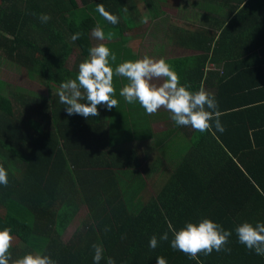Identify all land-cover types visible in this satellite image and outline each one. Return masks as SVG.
<instances>
[{"label": "trees", "instance_id": "1", "mask_svg": "<svg viewBox=\"0 0 264 264\" xmlns=\"http://www.w3.org/2000/svg\"><path fill=\"white\" fill-rule=\"evenodd\" d=\"M137 1L155 10L153 18L165 13L159 0H4L0 61L20 66L46 90H8L0 79V165L9 179L0 186V230L13 229L12 257L40 252L58 264H93L92 245L100 244V264L109 257L156 264L159 256L167 264H264L234 231L264 223V0H174L191 3L180 16L184 25L151 41L155 59L163 58L164 41L196 52L173 68L192 91L215 96L225 131L214 135L176 126L165 109L148 115L126 103L122 77H114L118 107L98 106L97 117L68 116L59 102V85L75 78L91 47L104 43L116 65L138 59L128 46L144 36ZM100 3L119 16L117 25L95 11ZM42 13L51 17L46 24ZM97 24L115 35L96 40ZM75 33L82 35L73 41ZM159 117L165 137L151 129ZM82 210L84 220L65 240ZM204 218L233 232L230 253L192 260L171 248L169 223L179 230ZM164 232L169 241L151 249L150 238Z\"/></svg>", "mask_w": 264, "mask_h": 264}, {"label": "clouds", "instance_id": "2", "mask_svg": "<svg viewBox=\"0 0 264 264\" xmlns=\"http://www.w3.org/2000/svg\"><path fill=\"white\" fill-rule=\"evenodd\" d=\"M123 10L127 12V8ZM95 11L111 25L120 22L119 16L106 11L102 3L96 5ZM38 18L44 24L51 19L43 13ZM91 34L98 41L115 35L111 31L106 33L99 24L93 28ZM81 35L75 33L71 39L76 41ZM116 60L115 52L104 43L89 49V57L79 64L75 78L65 80L57 90L59 102L66 105L68 116L94 118L100 115L98 106L105 107L108 111L117 108L119 101L115 98L114 77H122L127 83L120 89L119 96L128 104L139 103L146 114L155 115L158 110L165 109L176 126L190 127L201 134L207 132L214 135L215 132L225 131L215 96L203 87L192 91L190 83H181L179 74L165 59L145 55L118 65ZM8 184V171L0 165V186L7 187ZM169 229L173 237L170 241L171 248L185 254L189 259L196 260L199 255L208 256L213 251H231L228 245L233 232L225 230L221 224L211 219L187 222L179 230L169 223ZM12 231L10 226L0 230V264H58V261L40 252L13 259L11 248L15 237ZM234 231L241 245L256 255L264 256V223L243 222ZM161 241H169V232H164L159 238L153 235L149 240V247L154 250ZM92 249L93 264H100L104 259V248L100 244H93ZM106 264H115V260L109 257ZM156 264H167V260L159 256Z\"/></svg>", "mask_w": 264, "mask_h": 264}, {"label": "rangeland", "instance_id": "3", "mask_svg": "<svg viewBox=\"0 0 264 264\" xmlns=\"http://www.w3.org/2000/svg\"><path fill=\"white\" fill-rule=\"evenodd\" d=\"M158 2V12H163L162 16L153 18L148 12H155L153 9H148L145 4H142L140 1L138 3V11L141 12V18L143 20L142 34H144L141 39L130 40L128 46L133 48L136 52L137 58H143L145 55L151 57L153 53L157 51L156 48H153L151 41L154 43H160V38L165 37L167 33H171V27L173 25L183 26L184 21L181 20V13L187 12L186 8H190V4H180L176 3L174 0H159ZM185 3V1H184ZM146 21V22H145ZM161 36V37H160ZM163 40V38L161 39ZM162 42V41H161ZM166 45L165 52L163 54V59H169L170 65L173 67L185 65L188 58H191L196 55V52L191 50H185L176 46L174 43L170 44L167 41L163 42ZM159 53V51H158ZM154 58V57H151ZM75 60L74 56L71 55L69 63L71 64ZM125 61V60H124ZM0 79H2L7 86L8 90H14V88H21L27 91L36 92L45 95V87H42L41 84L36 79L28 77V74L20 66L6 62L5 60L0 61ZM125 83L127 81L125 80ZM163 121V119H162ZM161 117L154 119L151 126L152 132L161 137H165V133L168 132V126L163 124ZM149 148V147H147ZM152 154L156 155V151H151ZM158 157H163L158 153ZM2 213V211L0 212ZM86 216V210H82L77 220L72 223L68 230L64 234V239L67 240L73 231L76 230L79 223L84 220Z\"/></svg>", "mask_w": 264, "mask_h": 264}, {"label": "water", "instance_id": "4", "mask_svg": "<svg viewBox=\"0 0 264 264\" xmlns=\"http://www.w3.org/2000/svg\"><path fill=\"white\" fill-rule=\"evenodd\" d=\"M3 3H4V0H0V11H1V8L3 6Z\"/></svg>", "mask_w": 264, "mask_h": 264}]
</instances>
